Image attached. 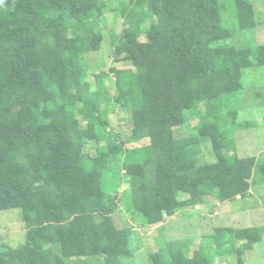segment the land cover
<instances>
[{
	"label": "trees",
	"instance_id": "obj_1",
	"mask_svg": "<svg viewBox=\"0 0 264 264\" xmlns=\"http://www.w3.org/2000/svg\"><path fill=\"white\" fill-rule=\"evenodd\" d=\"M107 3L0 0V213L20 210L27 228L23 248H0V264H124L132 256L133 230L114 226L119 197L115 186L108 189V175L113 184L119 178L127 184L149 227L210 198H245L264 183V163L237 158L233 144L232 155L219 154L217 163L194 162L201 139L215 150L233 136L218 118L242 92L245 73L264 67V47L222 46L231 39L222 0H131L115 8L127 29L113 52L131 69L102 71L98 91L91 92L85 57L101 48L94 21ZM253 8L252 0H235L240 30L254 29ZM106 73L115 77V98ZM113 105L128 115L130 141L109 130ZM192 118L199 121L196 135L177 142L175 129ZM143 140L149 144L125 150ZM91 141L105 143L98 158L85 153ZM126 157L141 159L128 163ZM262 231L217 229L192 256L188 243L167 244L148 264H215L217 255L244 264Z\"/></svg>",
	"mask_w": 264,
	"mask_h": 264
},
{
	"label": "rangeland",
	"instance_id": "obj_2",
	"mask_svg": "<svg viewBox=\"0 0 264 264\" xmlns=\"http://www.w3.org/2000/svg\"><path fill=\"white\" fill-rule=\"evenodd\" d=\"M252 1H254L253 6H256L258 11L261 12L262 8L264 9V0ZM107 2L102 17L94 21V26L104 38L101 48L98 52L90 53L85 57L89 65V76L86 82L91 92L98 91L96 76L102 71L108 72L112 67H116L118 70L131 69L130 63L124 61L118 63L113 56L115 46L127 29L123 16L120 12H116L115 8L121 3L130 4L131 0H107ZM222 3L225 6L221 15L222 22L231 34V39L222 46H233L237 49L264 47V26H261L263 29L256 37V31L254 30H240L236 17L235 0H222ZM253 11H255V7ZM261 14L263 13L261 12ZM255 15L254 21L256 24L259 19H256ZM259 16L260 21L258 24H264V14ZM154 22H157L156 18ZM139 41L146 42L147 37L140 34ZM106 75L105 85L109 89L110 96L115 98V77L108 73ZM242 85V92L229 99V109L218 118L222 130L225 132L232 131L233 136L227 137L223 147L215 149L216 151L211 147L209 139H201L202 154L194 159L196 164L217 163L219 154L227 157L231 156L232 153H230L229 148L232 144L236 147L237 158H256L257 163H264V67L247 71L243 77ZM200 108L204 110L202 105H200ZM198 122V119L192 118L185 127L175 129L176 141H185L189 137L195 136ZM80 124L82 128L88 126L87 121L82 119ZM94 124L95 129L98 131L99 122L95 120ZM241 125L246 126L244 128L247 129H240ZM109 130L118 136L120 142L130 141L133 130L132 124L129 122L128 115L115 105L109 112ZM147 144H149L148 140H143L136 145L129 142L125 150L128 152L132 148ZM104 146V142L91 141L85 146V153L92 158H98L104 152ZM140 159L141 157L135 159L126 157L128 163L139 162ZM121 174L124 176L125 173L122 172ZM108 178V189L112 190L115 186L119 197L118 210L113 216L114 226L118 230L124 228L133 230L131 236L132 256L128 259H122L124 264H148L149 255L158 251L161 247L166 249L167 244L170 247L179 248L181 244L188 243L191 250L189 255L192 256L194 251L198 249L199 244L203 242L204 237L213 235L217 228L228 226L236 229H248L254 227V225L263 230L262 242L256 245L252 252H246L242 257V262L264 264V183L252 186L251 192L254 196H251L250 199H247V196L242 199L237 197L236 200L225 204L219 209V216H214L211 209L200 212L193 209L194 211L188 213L187 216L180 212L174 217L167 218L161 227H149L145 225V219L135 212L131 192L127 184L120 178L113 184L110 180L111 176L108 175ZM182 197L186 198L185 196ZM212 216L216 218H212ZM26 238L27 228L22 212L20 210L1 212L0 248L9 246L16 250L21 249L26 245ZM211 250L215 249L212 248ZM230 259L227 262L225 257L217 255L215 264H238L237 257L231 256ZM81 264L104 263L97 259H88Z\"/></svg>",
	"mask_w": 264,
	"mask_h": 264
},
{
	"label": "crops",
	"instance_id": "obj_3",
	"mask_svg": "<svg viewBox=\"0 0 264 264\" xmlns=\"http://www.w3.org/2000/svg\"><path fill=\"white\" fill-rule=\"evenodd\" d=\"M253 3H254V1H253ZM255 7V18L257 19H259L258 21H256V27H254L255 29H248V30H254V31H256V33L255 32H253V33H255L256 35H255V37L257 36V35H259L260 33V31L263 29L262 27L264 26V24H258V22L260 21V16L259 15H263L264 14V9L262 8V10H261V12L263 13V14H261V12L260 11H258V9H257V7L256 6H254ZM264 21V20H263ZM258 26V27H257ZM262 26V27H261ZM258 31V32H257ZM252 191V190H251ZM250 191V193L247 195L248 197H247V199H250L251 198V196H254V194L252 193ZM230 202V201H229ZM229 202H224V203H219V202H216V201H214V200H212L211 198L210 199H208V202L205 204V205H201V206H197V207H193V208H189L188 210H186V211H182L181 213H184L185 214V216H187V214L188 213H192L194 210L193 209H196V211H198V212H200V211H208V209H211V211H213L214 212V216H219V209L221 208V207H223L225 204H227V203H229ZM219 207V208H218ZM211 214V213H210ZM229 215V214H228ZM228 215H226V216H228ZM214 216H212V218H216V217H214ZM211 218V219H212ZM161 227V226H160ZM254 227H256V228H260L259 226H257V225H254ZM220 228H229L228 226H223V227H220ZM220 228H217V229H220ZM232 228V227H231ZM253 228V227H252ZM254 250V249H253ZM252 250V251H253ZM252 251H249V252H252ZM223 256V255H222ZM216 257V256H215ZM223 257H225V256H223ZM225 259H226V261L227 262H229L231 259L229 258V257H225ZM244 264H247V263H244Z\"/></svg>",
	"mask_w": 264,
	"mask_h": 264
}]
</instances>
